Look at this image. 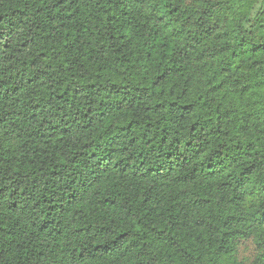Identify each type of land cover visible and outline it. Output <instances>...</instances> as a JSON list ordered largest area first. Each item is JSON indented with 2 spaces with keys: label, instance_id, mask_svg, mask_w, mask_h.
Instances as JSON below:
<instances>
[{
  "label": "trees",
  "instance_id": "obj_1",
  "mask_svg": "<svg viewBox=\"0 0 264 264\" xmlns=\"http://www.w3.org/2000/svg\"><path fill=\"white\" fill-rule=\"evenodd\" d=\"M0 264H264V0H0Z\"/></svg>",
  "mask_w": 264,
  "mask_h": 264
}]
</instances>
